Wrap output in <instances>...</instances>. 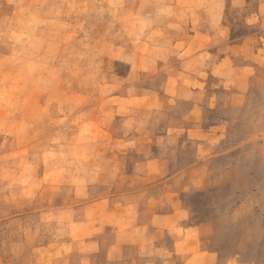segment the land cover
Instances as JSON below:
<instances>
[{"label": "rangeland", "instance_id": "obj_1", "mask_svg": "<svg viewBox=\"0 0 264 264\" xmlns=\"http://www.w3.org/2000/svg\"><path fill=\"white\" fill-rule=\"evenodd\" d=\"M192 23L211 32L207 51L225 52L228 32L260 57L236 105L207 113L228 125L223 152L170 196L184 223L207 224L212 264H264V0H0V264H107L121 230L150 223L123 198L146 138L179 153L162 134ZM163 240L157 263L181 264Z\"/></svg>", "mask_w": 264, "mask_h": 264}, {"label": "crops", "instance_id": "obj_2", "mask_svg": "<svg viewBox=\"0 0 264 264\" xmlns=\"http://www.w3.org/2000/svg\"><path fill=\"white\" fill-rule=\"evenodd\" d=\"M188 27L190 29L178 37V42H182L183 47L174 61L177 62L180 80L174 86L177 96L173 98L174 103L170 106L173 111L162 134L164 141L171 139L177 142V145L172 144V148L178 147L179 153L174 157H164L160 153V148L164 145L158 144L159 138H146L144 141V145L152 147V151L146 154V159H140L134 166L133 174L138 177L135 180L139 187L129 196L125 194L123 199L131 201L129 204L124 203V206L136 207L138 215L151 218L150 223L121 230L125 238L122 244L117 241L112 244V250L116 251L111 252L110 248L107 264H158V254L169 247L164 238L171 242L172 254L181 256V264H212L216 259L213 255H205L202 245L207 224L184 223L188 214L183 209V203L181 200L175 201L174 196L170 195H175L177 189L179 193H183L182 185L186 176L189 177L210 157L223 152L221 145L223 146L227 137L228 125L225 120L209 122L207 113L210 110L234 107L237 98L248 91L260 51L246 52L241 45L244 38L232 40L228 32H225L222 45H226V51L209 52L206 48L212 37L206 24L195 26L192 23ZM213 81L217 84L214 85ZM171 87L173 84L168 79L164 88ZM182 92L185 94L183 97ZM183 102L188 104L185 112L179 108ZM179 155H190V159L178 165L174 173L165 178L160 177L158 169L169 167V163L173 161L181 163ZM160 186H163L162 192ZM142 188L148 191L144 194L141 192ZM143 200L152 202V205L142 206ZM134 201L136 202L132 203ZM114 230L117 229L114 227ZM120 249H138L140 256L128 259L119 252Z\"/></svg>", "mask_w": 264, "mask_h": 264}]
</instances>
